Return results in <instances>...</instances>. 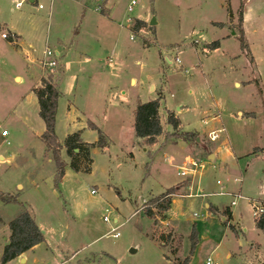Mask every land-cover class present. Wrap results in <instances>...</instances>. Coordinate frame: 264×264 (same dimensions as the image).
<instances>
[{
	"label": "rangeland",
	"instance_id": "1",
	"mask_svg": "<svg viewBox=\"0 0 264 264\" xmlns=\"http://www.w3.org/2000/svg\"><path fill=\"white\" fill-rule=\"evenodd\" d=\"M130 1H27L12 13L0 0V192L19 199L0 200V261L10 222L28 210L45 241L6 264H264L252 214V203L264 204V153H253L264 149V0H136L128 12ZM134 20L146 23L136 35ZM47 46L60 52L42 74L60 91V181L33 91ZM159 96L163 134L151 144L135 135L134 110ZM90 123L107 145L91 148L90 172H76L64 144L78 130L98 142ZM187 158L204 166L194 178L178 174ZM176 186L168 213L149 217L145 202Z\"/></svg>",
	"mask_w": 264,
	"mask_h": 264
},
{
	"label": "trees",
	"instance_id": "2",
	"mask_svg": "<svg viewBox=\"0 0 264 264\" xmlns=\"http://www.w3.org/2000/svg\"><path fill=\"white\" fill-rule=\"evenodd\" d=\"M243 4L239 7L238 15L239 22L241 25V36L240 41L242 49L245 53L249 54V45L247 43L245 32L243 28ZM102 11V9H101ZM144 27L146 23L141 20H134L133 24L129 27L132 31V35L138 34ZM41 88L35 91L39 104V114L45 123V132L42 135V139L47 145L48 150L50 147L55 146L53 149L55 159L58 162V180H62L64 176V163L61 162L60 156L58 154L59 145L56 142L55 135V115L58 99L60 97V91L56 87V83L53 77H45L41 80ZM160 108V96L157 99L150 100L146 103H139L134 110V131L135 135L145 140L148 143H154L156 138L163 134V127L161 125V120L159 116ZM168 124L173 127L172 137H179L180 134L178 130L180 128V122L173 113H169ZM90 128L99 131V141L95 144L86 143L82 141L80 132H75L70 134L65 141L64 147L67 156L70 158V167L76 172H90L92 159L90 150L94 146L106 147L107 143L101 131L95 126V124L90 123ZM185 137L192 138L193 133H187ZM182 139V138H181ZM183 140V139H182ZM260 152L264 153V149H256L254 154ZM179 186L172 187L168 189L165 193H162L151 200L145 202L144 211L145 213L153 218L157 219L159 217L165 216L170 210L176 191ZM0 200L5 204L19 203V199L11 194H6L0 192ZM230 213V212H228ZM256 220V227L264 230V213ZM2 219L0 218V224ZM10 237L9 242L6 244L3 250L1 264H6L9 261L17 259L24 255L27 251L33 249L35 246L43 243L45 237L41 229L36 225L35 218L28 211L24 210L20 215L13 219L9 224ZM196 242V241H195ZM188 260H186L187 262Z\"/></svg>",
	"mask_w": 264,
	"mask_h": 264
},
{
	"label": "built area",
	"instance_id": "3",
	"mask_svg": "<svg viewBox=\"0 0 264 264\" xmlns=\"http://www.w3.org/2000/svg\"><path fill=\"white\" fill-rule=\"evenodd\" d=\"M29 2V0H11L12 5H11V12H15L18 10H21L26 2ZM137 1L136 0H131L129 3V6L127 8L128 12L133 11V7L136 5ZM2 37L4 39L8 38L7 33H3ZM59 54H57L56 51L51 50L48 46L46 47L44 53H43V58L40 61L41 63V68L43 73L45 71H53L58 67L59 63ZM176 61L180 63V59L177 58ZM0 134L3 137H6L8 135V132L6 129H4L3 123L0 121ZM218 138V135L215 132L211 133V139L216 140ZM198 169H204L203 164H200L199 162L192 160V159H186V167H182V170L178 173L180 176L186 177V176H191L195 177L197 175ZM221 182L218 181V184ZM94 194V191L91 192ZM223 194V193H222ZM147 202V201H146ZM232 204H235V201L232 202ZM264 213V204L261 202H256L252 203V214L254 215L255 218H260V216ZM194 216H198L196 213ZM105 222H109V219L107 217L104 218ZM120 225H117L111 229V236L113 238L118 237L117 230L119 229ZM205 264H219L217 261L213 260L211 257L206 258Z\"/></svg>",
	"mask_w": 264,
	"mask_h": 264
},
{
	"label": "crops",
	"instance_id": "4",
	"mask_svg": "<svg viewBox=\"0 0 264 264\" xmlns=\"http://www.w3.org/2000/svg\"><path fill=\"white\" fill-rule=\"evenodd\" d=\"M52 1L53 0H51V3H52ZM29 2L30 3H32V4H37V3H39L40 2V0H29ZM10 10H11V8H10ZM98 11V10H97ZM101 11V10H100ZM12 13H14V12H12ZM247 19H248V14H247V11H246V9H245V11H244V14H243V23H244V28H245V25H246V23H247ZM7 26V25H6ZM130 27V26H129ZM128 27V28H129ZM0 28H1V25H0ZM3 29V28H2ZM9 32L11 33V35H13L12 37H13V39H12V41H10V44H12V45H15V46H17V47H20V44H19V41L21 40V37L20 36H18L17 35V33L14 31H11L10 29H9ZM3 33H5V32H1V38L2 39H4L3 37H2V34ZM63 48L64 49H66V45L63 43ZM56 52H58V54H59V56H60V52L59 51H56ZM60 60V59H59ZM60 67V69H62V65H60L59 66ZM42 74L44 75V73L42 72V70H41V76H42ZM41 76H40V78H39V80L41 81L42 79H41ZM42 78H43V76H42ZM14 79H15V81H17V82H21L22 81V76H20V75H16L15 77H14ZM37 81V83L38 82H40V81ZM132 81H134V79L132 78L131 79V83H132ZM40 84V83H39ZM37 84L33 87V91H34V93H35V89H37ZM36 98H37V96L36 95H34ZM152 100H154V99H152ZM90 128V127H89ZM80 133H82L80 130H78ZM81 139H82V137H81ZM82 141H84L83 139H82ZM85 142V141H84ZM86 143H88V142H86ZM260 153H258V154H255V155H259ZM173 159L171 158L170 159V161H172ZM206 207L207 208H209L210 206L207 204L206 205ZM24 255H22L21 257H23ZM21 257H19V258H21Z\"/></svg>",
	"mask_w": 264,
	"mask_h": 264
},
{
	"label": "water",
	"instance_id": "5",
	"mask_svg": "<svg viewBox=\"0 0 264 264\" xmlns=\"http://www.w3.org/2000/svg\"><path fill=\"white\" fill-rule=\"evenodd\" d=\"M151 25H153V22L151 23ZM232 34L234 35V32H232ZM57 54H58V52H57ZM210 159L214 160V159H215V156H214V155H211V156H210ZM130 252H131V253H134L135 250H134V249H131Z\"/></svg>",
	"mask_w": 264,
	"mask_h": 264
}]
</instances>
